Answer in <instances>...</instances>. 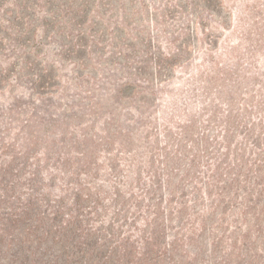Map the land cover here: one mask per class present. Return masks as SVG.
I'll return each instance as SVG.
<instances>
[{"label":"rangeland","instance_id":"obj_1","mask_svg":"<svg viewBox=\"0 0 264 264\" xmlns=\"http://www.w3.org/2000/svg\"><path fill=\"white\" fill-rule=\"evenodd\" d=\"M0 264H264V0H0Z\"/></svg>","mask_w":264,"mask_h":264}]
</instances>
